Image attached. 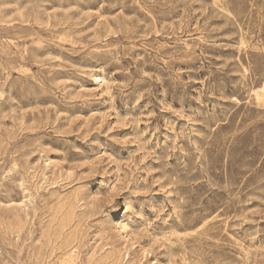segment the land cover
<instances>
[{
	"label": "rangeland",
	"instance_id": "374dc122",
	"mask_svg": "<svg viewBox=\"0 0 264 264\" xmlns=\"http://www.w3.org/2000/svg\"><path fill=\"white\" fill-rule=\"evenodd\" d=\"M261 88L264 0H0V264H264Z\"/></svg>",
	"mask_w": 264,
	"mask_h": 264
},
{
	"label": "bare ground",
	"instance_id": "6f19581e",
	"mask_svg": "<svg viewBox=\"0 0 264 264\" xmlns=\"http://www.w3.org/2000/svg\"><path fill=\"white\" fill-rule=\"evenodd\" d=\"M263 91H264V89L261 88V90L258 91L257 95H258V96L263 95ZM258 96H257V97H258ZM185 158H186V157H185Z\"/></svg>",
	"mask_w": 264,
	"mask_h": 264
}]
</instances>
